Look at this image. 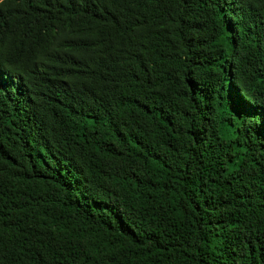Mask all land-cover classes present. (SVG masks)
<instances>
[{
  "label": "trees",
  "instance_id": "1",
  "mask_svg": "<svg viewBox=\"0 0 264 264\" xmlns=\"http://www.w3.org/2000/svg\"><path fill=\"white\" fill-rule=\"evenodd\" d=\"M0 264H264V0H0Z\"/></svg>",
  "mask_w": 264,
  "mask_h": 264
}]
</instances>
